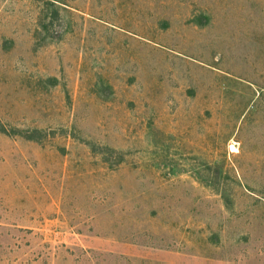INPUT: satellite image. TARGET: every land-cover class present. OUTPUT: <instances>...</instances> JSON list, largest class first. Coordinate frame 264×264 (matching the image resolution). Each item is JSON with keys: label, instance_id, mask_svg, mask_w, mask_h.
<instances>
[{"label": "rangeland", "instance_id": "obj_1", "mask_svg": "<svg viewBox=\"0 0 264 264\" xmlns=\"http://www.w3.org/2000/svg\"><path fill=\"white\" fill-rule=\"evenodd\" d=\"M0 264H264V0H0Z\"/></svg>", "mask_w": 264, "mask_h": 264}]
</instances>
